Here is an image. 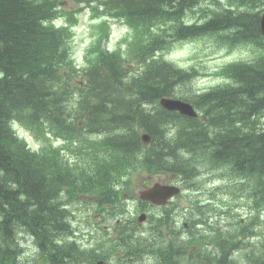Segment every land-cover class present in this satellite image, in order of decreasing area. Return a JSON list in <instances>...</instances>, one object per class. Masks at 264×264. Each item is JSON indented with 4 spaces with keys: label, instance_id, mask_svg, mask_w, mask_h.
Masks as SVG:
<instances>
[{
    "label": "trees",
    "instance_id": "16d2710c",
    "mask_svg": "<svg viewBox=\"0 0 264 264\" xmlns=\"http://www.w3.org/2000/svg\"><path fill=\"white\" fill-rule=\"evenodd\" d=\"M233 1L242 11L250 2ZM251 1L254 8L259 0ZM199 4L195 0H0V264H10L14 251L10 247V228L15 226L12 223L24 219V211L33 208L32 214L54 213L59 187L74 179L83 182L84 192L90 180L100 181L102 187L96 182L95 188L112 195V177L120 172H157L188 178L200 165L217 164L244 177L247 182L238 189L249 188L248 193H257L254 197L259 204L264 193L260 191L264 189V122L261 115L254 121L242 120L264 111V64H259L260 70H253L251 65L237 68L236 84L205 89L191 86L204 73L193 66L181 67L163 54L176 41L210 32L230 30L222 39L229 44L258 41L263 36L256 29L252 12L245 11L251 19L241 23L227 20L233 11L221 8L203 22H186L189 8L199 7L205 14ZM90 7L112 22L125 24L122 42L128 45H116L112 53L99 48L93 57L96 44H102L98 39L95 47L85 49L79 63L75 57L70 58L69 49L79 15ZM241 14L235 10V16ZM54 18L61 20L59 26L53 24ZM111 21L100 22L99 34L110 32ZM249 23L254 28L250 34L246 31ZM157 26L159 31L154 35ZM121 51L124 56L118 57ZM131 63L140 66L137 75H129L135 70ZM217 74L235 81V63ZM183 82L185 86H177ZM176 87L180 89L174 93ZM75 90L82 93L79 107L85 112L90 108L95 116L86 120L81 113L84 126L63 124L54 112L59 99L71 96ZM164 95L203 107L208 120L167 110L158 103ZM26 115L36 137H40L43 121L48 118L58 123L65 139L72 134L81 136L83 127L89 133H120L91 146L96 149L91 152L94 158L90 170L77 164L68 168L65 161L59 163L55 157L31 152L15 135L10 120H21ZM143 132L150 135L145 147L140 138ZM48 176L54 183L53 187L49 184L51 190L45 189ZM58 224L62 226V220ZM38 238L49 239L48 229L42 228Z\"/></svg>",
    "mask_w": 264,
    "mask_h": 264
},
{
    "label": "rangeland",
    "instance_id": "374dc122",
    "mask_svg": "<svg viewBox=\"0 0 264 264\" xmlns=\"http://www.w3.org/2000/svg\"><path fill=\"white\" fill-rule=\"evenodd\" d=\"M199 5L205 10L206 14H209V9L211 10L210 17L218 13L217 9L224 7H231L237 11H241L242 14L240 16H231L227 19L234 20V23L235 20L240 23L243 22V20H248V14H246V12L249 13L250 9L253 7L251 0L249 2L248 8L243 11L241 10L242 7L236 8L235 1L233 0H204L203 2H200ZM263 8L264 0H259L253 10L260 12ZM79 16V22L74 29V36L71 42V48L69 49V54H71L70 58L75 57V59L80 63L82 62V56L85 54V49H88V47L91 46L95 47V39L101 31L99 23L105 16L96 15L93 17L89 9L83 11ZM205 17L206 16H204V12H200L199 7H196L194 9L187 10L184 20L186 22H201ZM60 22V19L56 20V23ZM252 26L253 25L249 23L248 28H246L248 34L253 33L254 28ZM154 30L158 33V26L154 28ZM126 31L125 24L112 22L110 32L100 40L102 43L100 47L107 48V50L110 51H115L117 46H120V48L123 46L127 47L128 43L124 44L122 42V38L124 37L123 34H125ZM229 31L230 30L226 32H210L195 37L184 38L183 40L174 42L172 49L168 52H165L163 55L167 60L174 62L181 67L187 69L193 66L198 70V72L204 73L203 75L199 76L198 80H194L191 83V86H200L201 88L205 89H208L212 86H231V84L235 82L232 77L219 75L217 73H221L225 66L233 63H235V69L239 67H246L257 62L264 64V38L258 41H254L255 39H252L248 42L240 41L234 44H229L226 42L224 43V41L222 42V37H224V34L228 33ZM233 33L235 32L233 31ZM95 49L98 50L99 48L95 47ZM91 55L95 56L96 53L92 52ZM119 55H124L123 51H121ZM133 65L135 67V71L140 70V66L138 64L133 63ZM177 86H185V82H183L182 85L180 83ZM179 89V87H176V91ZM101 97L102 96L99 95V100ZM71 98L74 99V95ZM91 116V118L94 119L95 116ZM251 116L252 117H250V115H246V118L242 121H252L255 117V114H251ZM235 120L240 121L237 117H235ZM13 126L16 128L17 135L27 141V144L30 146V148L39 149L42 144L45 145L52 142L51 146L54 148L55 153L58 154V156L66 158L67 161H69L72 165L73 163H76V167H82L85 171L90 170L92 161L89 160L88 154L83 151V145V150L80 149L76 151L70 146L72 143L71 140L56 139L54 136H50L51 140L48 141L44 140L43 136L36 137L34 132L25 123L15 122L13 123ZM45 128L46 130H48V128L51 131L55 130L51 128L48 123H45ZM116 132L117 130H114L111 132V134H115ZM104 136L105 132L99 131L88 134L87 138L100 140ZM73 157H75L74 159L77 160L74 161ZM99 172L101 173V170ZM115 175L116 177L114 179H117V187L121 185L132 190L137 182H141V180H136L133 173L130 175L124 173H121V175ZM45 181L47 184V188L45 189L51 190L54 185L53 180H50L48 176L45 178ZM96 182L100 187H102L100 181ZM193 182H195V184L188 188L189 195L178 199L176 207L174 205L172 206V208L175 210L173 219L175 221L178 220V226L182 225V222L185 219L184 214L188 217H193L195 215L193 213L196 211V209L189 210L183 207L186 201L197 199L198 203H200L199 206H202V208L210 207L211 209L208 211V213L212 215L213 219L218 218L217 210L219 208H228L232 204H235V216L233 221L235 222V243L238 244L235 247V264H251L249 263L251 261H262L264 259V199H260L259 204L257 205L255 197L249 196L247 190H239L236 188L234 190L232 186L227 187L228 181L225 178L212 176V174L208 171H202L197 174ZM49 184H51L52 187L49 186ZM139 187L142 186L135 187L131 193L120 195L122 197V203L125 206V211L123 213L117 214V216L126 218L132 213L139 214L142 212L141 208H139L140 201L135 196ZM183 193L185 192L183 191ZM74 195L76 200L72 201L67 206L69 220L66 218V222L67 226L72 228L80 227L77 238L80 239V247L85 248L93 242V240L90 242L86 241V238L89 236H96L94 233L87 234L88 228L99 227L95 226V206L92 205L91 200L93 198L90 195H85L83 198H81L79 193L74 192ZM67 198V195L62 194L59 197H56L54 202L56 203L57 207H60L61 205L67 204ZM132 198H135L136 200ZM157 208L156 206H150L147 211L152 213L154 218H156L161 216L162 211H168L172 209L164 207ZM40 214L43 215L44 218L39 220L38 225L33 228L30 233L21 231L15 238L21 248V251L17 256L11 257L13 259H17L16 264H32L33 258L35 257L37 251H40V244L47 245L48 249L51 251L50 253H53L55 255V259L57 260V255L61 254V248L63 247L62 242L68 240L72 235L71 233L67 234L65 231L61 232L60 230L58 231L57 229L51 228V222L53 220H57L59 217V214L56 211L54 213L43 211ZM40 214L36 212L31 214V217L34 218ZM227 219L230 220L231 217H228ZM250 219L254 220L255 226L250 233H248L246 236H242L238 232L241 223L244 221L247 222ZM104 222L110 223V218H107ZM146 226L148 227L145 228ZM43 227L48 228L50 237L47 240L40 241L36 239V236ZM132 235H134L133 231ZM135 235L152 236V226H149V222L145 223L143 229L135 231ZM72 237L74 238V235H72ZM104 238L107 239L106 237ZM50 253L48 254L50 255ZM11 258H9L10 264L13 263V259ZM144 263L151 264L152 258L145 257Z\"/></svg>",
    "mask_w": 264,
    "mask_h": 264
},
{
    "label": "flooded vegetation",
    "instance_id": "af4514ba",
    "mask_svg": "<svg viewBox=\"0 0 264 264\" xmlns=\"http://www.w3.org/2000/svg\"><path fill=\"white\" fill-rule=\"evenodd\" d=\"M259 64L253 63L252 69L260 70ZM257 115H261V121H264V111L255 113V117ZM194 214L192 220H184L181 226L177 220L174 225L153 231L152 264H235V222L223 219L218 213L216 219L211 214H208L211 216L209 219L200 212L195 211ZM121 242L124 249L121 247L112 254L111 249L115 245L96 241L91 250L97 248L102 251L89 253L85 258L77 256L71 244L62 245L67 246L69 256H63L61 252L56 264H93L99 256L103 257L102 264H145L143 254L146 248L131 247L130 243Z\"/></svg>",
    "mask_w": 264,
    "mask_h": 264
},
{
    "label": "bare ground",
    "instance_id": "6f19581e",
    "mask_svg": "<svg viewBox=\"0 0 264 264\" xmlns=\"http://www.w3.org/2000/svg\"><path fill=\"white\" fill-rule=\"evenodd\" d=\"M195 1L196 2H202L204 0H195ZM53 22L56 23V18L53 19ZM152 34L157 35L158 33L155 32V30H153ZM104 37H105L104 34H102V33L98 34V36L95 39V43L97 42L98 39L101 40ZM223 38L224 37H222V39ZM222 42H223V40H222ZM123 43L127 44V42H123ZM97 47L101 48L99 44H97ZM98 50L95 51L96 55H98V52H97ZM108 52L112 53L113 51L108 50ZM117 56L121 57V56H124V55H119L118 54ZM118 92L120 93V91H118ZM71 97L72 96H68V97H64V98L59 99L60 101L57 104L59 107L55 108L57 112L56 111H54V112H55V114L57 116L61 117V118H59V121L62 122L63 124H66V123H69V122H75V123H78L81 126H84V119L80 118L79 115L81 113L85 114L86 115V120H87L89 117H91L90 115H92V113L90 111V108L89 109L87 108V110L85 112L81 107H79L77 105L75 99H72ZM169 111H175V110H169ZM202 111L205 112V109L203 107H199L198 105H196L193 108V114L189 115V117H198L199 119H202V117L204 116ZM205 115H207V114H205ZM24 117L25 118L21 119V120H19V119H11L10 120V125H11V128L14 131L15 135L19 139H22L25 142L26 147L31 152H34L37 155H41L44 158H54L55 157L59 161V163L61 161H65L68 168H70V167H72V166H74L76 164V163H73V165H72L69 161H67L66 158H62V157L58 156V154L55 153L54 148L51 146L52 142H50V144H45V145L42 144L39 147V149L30 148V146L27 144V141H25L23 138H21V137H19L17 135L16 128L13 126V123H15V122H19V123H21V122L25 123L26 122L25 124L30 123V121L28 119V115H26ZM262 122H264V121H262ZM262 122L260 121V123H262ZM45 123H48L51 126V128H53L55 130L51 131V130H49V128H48V130H46ZM57 125H58V123H56L55 121H53L50 118H48V120L47 119L44 120L43 124L41 126L42 133H41L40 136H43V139L44 140H48V141L51 140L50 136H54L56 139L71 140L72 143L70 144V146L73 149H75L76 151L80 150V149L83 150V146H84V150L83 151H85L88 154V158H89L90 161H92V159L94 158V155L91 152L96 149V147H91V146H97L95 144H101L104 139L114 135V134H111V133H105V136L103 138H101L100 140L89 139V138H87V136L90 133L86 132L84 130L85 127H83V129L81 130V132H82L81 136L75 137L72 134V135H69V137L67 139H65L64 136L59 133V128H57ZM27 126L30 128L29 124H27ZM117 133H120V131H117L115 134H117ZM89 136H93V135H89ZM74 158L75 157H73V159ZM76 160L77 159H74V161H76ZM115 177H116V175H114L112 177V180H111L112 182H116L117 181V179H114ZM90 182H91V185L89 186L88 191L84 192L83 190L85 189V185L83 184V182L81 180L78 181V180L74 179L73 182L67 181L64 185H61L59 187L58 194L56 196H54V197L56 198V197H59L60 195L64 194V195H67V196L75 198L74 192H76V193H79L81 198H83V196H85V195H87V193L91 192L96 186V180H90ZM263 187L264 186H262V188ZM150 189H151L150 187L142 186V187L138 188V190H137V192L135 194L136 198L140 201L139 202V204H140L139 208H141L142 212H146L150 206L172 208V206H173L172 204H165V203L159 201V198H158L159 197V192L155 191L153 188H152V192L149 193L148 195H146V196H142L141 195L143 192L149 191ZM263 190L264 189H261L260 191H263ZM94 198H95V200L92 199L91 202H92V205L95 206L96 202H99L100 199H98L96 197H94ZM132 199L136 200L135 198H132ZM122 202H123L122 201V197L120 195H117V196H113V197L109 198L108 201L106 202V205H107L108 209L112 210V209H114V208H116L118 206H124ZM174 214H175L174 208H172V209H170L168 211H162L161 212V216L156 217L151 222H149V226H152V231H154L158 227H164L166 225H174V223L176 222L173 219V215ZM147 227L148 226H146L145 228H147ZM237 245H235V247ZM61 249H62L61 252H62L63 256L68 257L69 255H68L67 247L63 246ZM67 262H70V261L68 260Z\"/></svg>",
    "mask_w": 264,
    "mask_h": 264
},
{
    "label": "water",
    "instance_id": "95a60500",
    "mask_svg": "<svg viewBox=\"0 0 264 264\" xmlns=\"http://www.w3.org/2000/svg\"><path fill=\"white\" fill-rule=\"evenodd\" d=\"M260 30H261V33L264 35V12L262 13L261 18H260ZM160 103L162 106H164L168 110H177V111H179L183 114H187V115L193 114V107L188 102H183L179 99L163 98L160 100ZM149 138L150 137L148 134L143 136V145H147V143L149 142ZM153 189L155 191H158L159 193L163 192V191H170V190L175 191L176 190L174 187H171V186H169V187L155 186V187H153ZM151 192H152V188L149 191L143 192L141 195L146 196ZM143 217L144 216L141 215L139 217V220H142ZM43 258H45V257H43V256L39 257L36 261V264H50V262L48 260H45Z\"/></svg>",
    "mask_w": 264,
    "mask_h": 264
}]
</instances>
